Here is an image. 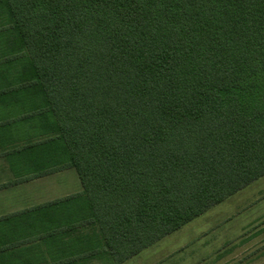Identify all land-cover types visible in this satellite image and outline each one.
<instances>
[{"label":"trees","instance_id":"obj_1","mask_svg":"<svg viewBox=\"0 0 264 264\" xmlns=\"http://www.w3.org/2000/svg\"><path fill=\"white\" fill-rule=\"evenodd\" d=\"M0 264H124L264 177V0H0Z\"/></svg>","mask_w":264,"mask_h":264},{"label":"rangeland","instance_id":"obj_2","mask_svg":"<svg viewBox=\"0 0 264 264\" xmlns=\"http://www.w3.org/2000/svg\"><path fill=\"white\" fill-rule=\"evenodd\" d=\"M19 191L34 205L80 193L81 185L67 170ZM124 264H264V177Z\"/></svg>","mask_w":264,"mask_h":264},{"label":"crops","instance_id":"obj_3","mask_svg":"<svg viewBox=\"0 0 264 264\" xmlns=\"http://www.w3.org/2000/svg\"><path fill=\"white\" fill-rule=\"evenodd\" d=\"M11 180L12 173L8 166V163L3 157H0V218L43 204L39 202V204L27 205L25 200V193H20L19 191V189L22 187L25 188L27 186H31L32 184H34V182H36V180L17 186L4 188L3 185L9 183ZM28 201L32 202L33 199L31 197H28Z\"/></svg>","mask_w":264,"mask_h":264}]
</instances>
